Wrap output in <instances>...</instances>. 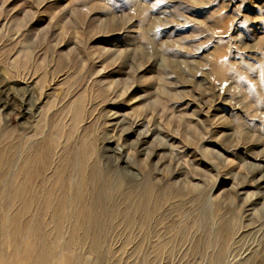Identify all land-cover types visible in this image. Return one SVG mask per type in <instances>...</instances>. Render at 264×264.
I'll return each instance as SVG.
<instances>
[{"label":"rangeland","instance_id":"obj_1","mask_svg":"<svg viewBox=\"0 0 264 264\" xmlns=\"http://www.w3.org/2000/svg\"><path fill=\"white\" fill-rule=\"evenodd\" d=\"M0 86L15 104L0 149L51 117L70 128L83 95L75 137L89 127L96 151L120 147L107 170L131 176L98 240L45 225L46 257L38 241L26 256L32 225L13 223L0 190V264H264V0H0ZM146 173L169 199L131 228L138 201L122 195Z\"/></svg>","mask_w":264,"mask_h":264},{"label":"bare ground","instance_id":"obj_2","mask_svg":"<svg viewBox=\"0 0 264 264\" xmlns=\"http://www.w3.org/2000/svg\"><path fill=\"white\" fill-rule=\"evenodd\" d=\"M83 102V95H81L70 106L69 110L73 116L71 121L73 124L70 128L65 129L64 122H54L51 117L50 120H46L44 126H39L40 129L37 133L32 135L43 134L38 140L29 142L28 145L26 142L29 138L20 142L9 140L7 146L0 149V190L7 193L4 204L14 208L11 220L16 223L15 225L24 227L32 225L31 233H29L30 241L26 243V256L32 254L28 245L31 246L38 241L43 246L41 244L33 251L37 252L38 257H46L43 255L44 250L48 247L44 245L48 240L44 229L45 225L55 226L56 232L53 234L55 239L62 235V228L67 227L71 239L98 240L101 237V227L107 223L112 224L114 218H118L119 205L113 208L110 203L116 200L118 202V194L123 188V184L130 180L131 176L127 171H123L119 174L120 176H115L107 170L110 166V156L114 157L115 162L120 161L119 155L122 154L120 147L106 145L104 149L109 154L105 156L96 151V135H92L93 131L90 134L89 127L84 129L82 136L75 137L74 128L81 119ZM34 105L28 103L26 99L21 100L19 116L28 122L36 112ZM14 107L12 97L6 93V89H2L0 86V113L4 119H7L9 111ZM49 124V129L44 132V127ZM63 134L66 135L69 143L62 148L60 138ZM105 140L111 141L108 136L105 137ZM55 156L57 157L56 162H54ZM101 158V162L105 161L106 164L103 163V165H108L107 167L101 164ZM125 163L129 165L126 160ZM50 168L51 171L48 172ZM113 169L118 170V167L113 166ZM3 180L5 182L2 186ZM154 187L150 174L146 173L141 182L134 184L131 190H128V194L122 195L125 203L130 204L135 198L138 201L134 202L133 213L123 214V222L132 226L136 222L148 223L147 221L152 219L154 213L169 199L167 193L161 192L160 189L156 192ZM176 191L180 192V190ZM142 212L144 214H141ZM136 215L140 217V220L138 217L136 218ZM131 236L133 237V234ZM43 237L45 240L41 239L42 241H40L39 238ZM125 237L127 242V236ZM171 238H168L163 246L171 243ZM168 246L170 247V245ZM163 248L160 249V252ZM52 249L55 250V248ZM52 249L50 250L52 251ZM54 253L51 254L54 255ZM152 254L154 256V253ZM25 258L29 259V257Z\"/></svg>","mask_w":264,"mask_h":264}]
</instances>
